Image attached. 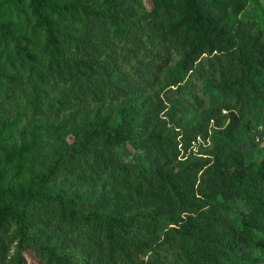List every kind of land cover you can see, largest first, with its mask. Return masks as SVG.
Masks as SVG:
<instances>
[{
	"label": "trees",
	"instance_id": "trees-1",
	"mask_svg": "<svg viewBox=\"0 0 264 264\" xmlns=\"http://www.w3.org/2000/svg\"><path fill=\"white\" fill-rule=\"evenodd\" d=\"M151 1L0 0V264H264V8ZM157 86L175 101L144 113ZM24 97L37 126L18 148L3 116ZM90 104L78 149L9 179L12 158L48 148L56 115L77 133ZM200 136L213 148L179 160ZM58 176L98 199L65 196Z\"/></svg>",
	"mask_w": 264,
	"mask_h": 264
},
{
	"label": "rangeland",
	"instance_id": "rangeland-1",
	"mask_svg": "<svg viewBox=\"0 0 264 264\" xmlns=\"http://www.w3.org/2000/svg\"><path fill=\"white\" fill-rule=\"evenodd\" d=\"M73 0H69V2H72ZM143 7L147 11H151L154 7V4L151 0H141ZM103 0H99V5L102 6ZM264 8V0H250L247 8L243 12V16L246 19L253 20L256 18H261V11ZM65 24H68L66 21ZM31 36V35H30ZM45 32H40L38 35V38H32L34 41L35 46L37 47V55L42 57V55L39 54V48L42 49L45 41H44ZM86 41H89L87 39ZM85 56L86 61L89 63L93 56ZM181 56L178 53H173L172 58L169 60V68L172 69L176 66L178 61L180 60ZM168 97L171 98V101H175L176 96L170 92V90H164L161 88V86H157L153 90H151L145 97L149 98L150 101L146 103V106L144 108V113L146 112L148 114V110L150 109L149 103L153 102L158 106L162 105H171V101L168 99ZM120 101H124V98L119 99ZM27 98H22L18 105H15L14 108L8 110V112L3 116V120L6 122L7 131L11 133L12 135V144L17 146L18 148H22V143L28 142L31 140L33 134L35 133L36 129V123L34 122V118L32 113L28 111L26 108V102ZM98 105L96 104H90L87 107H84L81 111V116L77 121L78 130L77 133H75L72 128L73 126L62 127L61 126V119L62 115H56L52 122L54 123L53 128L51 129V132H53L52 136V142L48 146V148L45 149H33L30 153L26 154H20L16 158H12V162L9 164V167L7 169V173L9 176V179L11 181H25L24 177L26 175H29L31 171L35 170H41L48 168L52 164L53 159H57L59 156L65 157L67 156L69 152H71L73 149H78L80 146L79 139L80 135L87 130L88 123L93 119V109H96ZM107 109H111L113 112L112 115V121L116 119L117 112L121 109L120 104L117 100H114L113 102H108ZM105 112V111H104ZM223 115H227L228 112L226 110L222 111ZM182 115H180L181 117ZM191 117L196 122H203L202 119L199 117V113L192 112ZM191 119V118H190ZM188 119H185L184 122L185 125L187 124ZM228 123V122H227ZM169 127L174 126L173 123L169 122ZM184 125V126H185ZM211 127L214 125V120L210 123ZM176 127V131L179 129ZM211 131L209 134L211 135ZM125 148L130 152L133 160L139 159L144 160L146 159L145 151L143 148H138L133 146L130 142L126 143L124 145ZM179 150L182 154H185V157L182 155L179 160H186L190 156L193 157H201L204 156V153H208L212 148L213 144L212 141L209 138L205 139L204 137H198L197 139L192 141L190 144L188 150H186L183 146V143L180 142L178 146ZM1 152V151H0ZM37 158V159H36ZM185 165H181L179 169L184 168ZM178 169V167L175 168V171ZM19 175V176H17ZM17 177V178H16ZM66 179V180H65ZM63 181H66V185ZM57 183L62 186L63 193L65 196H69L73 194L75 189H78L80 192L86 195L87 201L88 200H95L98 199V190H93L90 188H82V187H75L72 183V178L68 176H58ZM28 261L30 264H39L38 260L35 258V256L31 252L26 253Z\"/></svg>",
	"mask_w": 264,
	"mask_h": 264
}]
</instances>
